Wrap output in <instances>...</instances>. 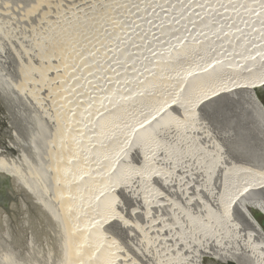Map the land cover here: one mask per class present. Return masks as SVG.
I'll return each mask as SVG.
<instances>
[{
	"label": "rangeland",
	"instance_id": "374dc122",
	"mask_svg": "<svg viewBox=\"0 0 264 264\" xmlns=\"http://www.w3.org/2000/svg\"><path fill=\"white\" fill-rule=\"evenodd\" d=\"M186 1L0 0V152L8 150L9 146H13L10 148L11 153H8V159L14 160L20 168H24L27 163L31 164L33 166L32 169L38 173V178L36 179L38 183L49 189L52 186L50 177H48L49 171L45 166H41V162H43V159L45 162L49 160L48 155L44 154L48 149L51 150L52 148L51 143L47 144L46 141L50 132L53 131V127L44 120L33 121L34 111H28L27 104L29 101L27 98L19 95L17 97L10 91V88H13L18 82H25L26 88L35 93L41 101H44L45 96L52 89H56L59 95L60 93L62 94L63 78H65L67 72L78 68L76 83L87 93V98L84 100L85 106L82 111L75 112L74 110V112L78 115V119L79 116L80 118L84 117V124L89 123V116H94L95 114L94 110L89 106L92 104L93 97L100 96V100H102V105L100 106L105 105L106 107L112 103L109 104L106 99L104 100L105 97H103L106 94V84L111 83L112 95H116L118 90L126 92L128 84H131L130 87H134L136 85L135 81H141L139 78L140 73L146 70V66L151 61L148 52L159 44H163V47H170V50H172L173 45L175 44L174 46H176L178 44L176 42L178 41V36H175L176 39L173 36L176 32L183 33L184 39H182V43L184 40H188L189 36L195 44H198L201 40H209V43L220 41V32L217 33V36V34L211 33L208 29L202 31V27H197L190 23L193 18L196 21L205 19L212 21L216 18L215 10L208 9L209 7L204 6L206 5L204 3H210L213 6L216 3L220 5L225 4L230 0H203L206 2L201 0L200 5L190 8L192 12L187 10L188 12L185 11L186 13L182 14H187V18H184L185 15H180L179 10L181 7H187V3L190 5V2L193 0ZM239 2L240 0H236L233 3L240 5ZM241 2L243 3L244 1L241 0ZM236 5H234L233 9L237 7ZM222 15L217 16V19L219 18L217 21H220V23L221 20L226 19ZM92 21L93 25L91 24ZM217 21L216 23H219ZM222 23L224 25L225 21ZM157 24L160 25L158 26ZM166 24L169 25L170 31L175 32L173 34L166 32L160 35L162 26ZM109 28L113 31L109 30ZM260 28L263 29L264 24H261ZM102 32H105V35ZM252 37L255 40L258 36L256 37V35L252 34ZM128 38L133 39L136 44L133 43L134 46L130 47L126 43ZM106 43H109V47L112 44V47L106 48L102 54L94 52L99 45ZM177 47L174 48L177 49ZM164 49L166 50L165 47ZM222 49L219 52L221 54L226 50ZM81 50L86 54L83 57H79L78 54ZM122 50H127L126 52L130 55V58L128 57L130 65L126 66L128 73L118 68L119 64L117 63L119 61L117 55ZM193 54L187 60H184V62L180 61L181 64L185 63L183 71L194 67L199 60L204 58V55L202 56L197 52ZM208 54L210 57L216 56L213 53ZM77 57L78 59H76ZM49 61L53 66L52 71L47 69V67H51V65L47 66V62ZM86 63L87 66L89 64L90 67H93L91 69L90 67L88 68L85 66ZM94 68H99L100 72L96 74V71L93 70ZM88 69L90 71H87ZM172 70L174 71V69L170 68L166 73L162 71V76L165 78L163 77V80L155 82L157 86L153 87V95H156L154 97V104L158 102L156 103L157 106L167 101L169 102L176 97L174 96V92H172V87H174V80H171L174 73L171 72ZM131 77L135 78V80L132 81ZM130 81L133 83H130ZM148 92L151 91L149 90ZM238 93H231L230 98L233 97L234 100H228V97L223 95L195 108L194 115L185 122L182 130L176 134L172 131L163 133L165 135L167 133V136L161 135L159 138L160 140L162 138L161 143L152 144L148 141L149 143L146 144V155L148 156L152 172L145 174L144 178H140V174L138 173L139 162L135 159L136 156L134 157L133 148L129 149L128 141L131 128L135 125L134 123L138 119H142L140 118L141 115H145L144 106L142 108L138 107L137 111L141 109V113H137L138 115L129 112L121 116L118 115L115 118L114 124L118 129L114 131L110 130L108 135L110 136L111 134V136L115 137L120 135L122 139V145L119 147L121 148L120 153L126 151L127 164L130 165L133 173L126 180L129 191H126L125 194L118 189L114 191L116 187L112 188L114 194L113 204L116 212L126 222L123 230L117 229L118 227H115V225L104 228L105 233L108 235V240L104 242H106V246L114 250H111L114 252L112 255L114 264H155V261H160L163 264H200L197 258L199 257V249L196 248L198 245L196 246L194 242L192 243L185 234L184 236L187 239L184 236V238L178 237L177 223L179 222L178 224L182 225V230L186 232L190 226L182 218V210L185 212L191 211L192 215L197 216V214L201 213V204H209L208 206H211L212 209L214 208L213 210H215V207H218L217 198L224 192L222 184L224 173L227 165L230 164V158L232 159L233 157V154H229L227 146V134L230 131H233V134L236 136L237 143H240V139L244 144H242L243 151L240 150L242 153H240L241 157L245 158L248 156L246 157L248 159L251 156L259 159V167L252 168L258 172V175L256 177L251 176L250 179L264 180V143H262L263 145L259 144V149L253 148L258 141H255L256 139L252 141L251 139L253 136L250 128L251 121L249 120L252 115L253 118L255 115L256 119L257 110L250 105L249 101H244ZM254 96L256 97L255 92ZM60 99L58 95L55 96V108L48 106L44 102V109H47L45 111H49L47 112L49 114L52 113V109H55L57 113H63L64 110L61 109H64L68 105L66 102L68 98L66 97L64 100ZM100 106H98L99 108L96 107L95 111L100 110ZM157 106L148 110V112H153ZM84 108L88 111L86 112ZM174 113L176 115V112ZM85 119L88 120L86 121ZM120 129H122V132ZM102 132L104 131H100L96 135L101 140H103L102 138L106 134V132ZM173 133L174 135H172ZM236 134H239L238 141ZM261 134L263 136L261 135L260 138L264 137V133L262 132ZM96 136L95 138L97 139L98 137ZM33 137L36 141H34ZM45 138L46 141L44 142ZM15 140L18 141L17 143L22 150L16 148ZM35 145L37 150L41 151L39 154L41 156L36 155ZM169 145L180 146L182 150L177 151L171 160H166L167 158H164V151ZM184 146L185 148H183ZM189 147H194L198 151L197 157L192 158L189 155ZM204 152H207V154L212 153L216 167L221 168L218 172L216 170L217 174L214 172L210 178L206 177L203 169H201L205 162L201 153ZM153 171L157 172V176L153 177ZM164 171L168 172V176L164 181H161L157 177L159 173L163 174ZM5 187V182L0 184V195H2V191L5 192ZM140 189L145 191L144 194H146L144 196L146 197L147 195V197L143 198V201L146 200L147 203L144 202L142 204V192L140 193ZM16 195V202L10 201L9 204L10 206L11 204L14 205L12 211L0 210V222L3 220L2 223L4 227L6 226L4 228L5 233L10 237V248L9 251L7 250V254L20 264H56L61 261L62 257L54 254V250H48L46 247H43V224L38 221L39 225L33 219V213L31 218H28L29 216L26 211H20L19 214L17 205L21 204V208H24L25 202L22 203V196L20 194ZM179 206L183 209H179L181 208ZM144 207L146 210L142 209ZM23 216L26 217L23 218ZM31 222L33 224H30ZM26 226L28 227L26 228ZM35 230H41L38 232V236L40 239L42 238L39 242V250H37L39 252H36V256H38L32 263L21 262L19 259L20 254L18 253H23V255L27 253L24 242ZM199 237L201 244H204V242L210 243V239H206L204 236ZM56 243L58 246L59 237H57ZM220 262H225V260H221Z\"/></svg>",
	"mask_w": 264,
	"mask_h": 264
},
{
	"label": "bare ground",
	"instance_id": "6f19581e",
	"mask_svg": "<svg viewBox=\"0 0 264 264\" xmlns=\"http://www.w3.org/2000/svg\"><path fill=\"white\" fill-rule=\"evenodd\" d=\"M230 1L221 5L216 3L213 6L210 3H204L206 4L204 6L216 12V18L212 21L191 19L190 24L202 27V31L208 29L213 34L220 32L219 42L209 43V40H201V42L195 44L189 36V39L184 40L182 43L181 41L184 39L183 33L176 32L174 35L175 31H170L168 24L162 26L160 35L168 32L172 33L175 39L178 36V41H176L178 43L176 45L178 46L177 49L174 48L176 47L174 46L175 44L172 50H170V47L164 46L165 50L163 44L157 45L152 50L150 49L151 51L148 52V55L151 61L149 65L147 64L146 70L140 73L141 75L139 74L141 81H135L136 85L134 87H130L131 84H128L126 92L118 90L116 95H112L111 83L106 84V94L103 97L109 104L112 103L106 107L105 105L101 107L102 100H100V96H92L93 101L89 106L94 110L95 114L94 116H89V123L84 124V117L80 118L79 116L78 119V115L75 113L79 110L82 111L85 106L84 100L87 98V93L76 83L78 68L74 69L75 72L74 70L67 72V75L63 78L62 94L58 91L59 95L56 89H52L45 96L44 101H41L35 93L26 88L25 82H18L13 88H10V91L17 97L19 95L27 98L29 101L27 104L28 111H34L33 121L44 120L53 127V131L48 135L47 141L46 138L44 140L47 144L51 143L50 145L52 146L51 150L48 149L45 154L43 152L44 155H48L49 160L45 162L44 159L40 158L43 161L41 166L48 168V177H50L52 186L48 189L38 183V180H36L38 173L32 169L33 166L31 164L27 163L24 168H20L14 160L8 159V153H11L10 148L13 146H9L8 150L0 152V176L7 178L10 182L7 187L10 197L17 200L16 194H20L22 203L25 202L24 208L26 207L30 212L21 208L20 204L17 205L19 214L20 211H26L28 218H31L33 213V219L37 223L39 221L43 224L42 236H44V241L42 242L45 245L43 247L48 250H54V254L62 257L61 261L58 260L59 262L56 264H114L112 261L114 253L112 251L114 250L106 246V242H104L108 240V235L105 233L104 228L115 225V227H118L117 229L123 230L126 222L116 212L113 204L114 194L112 188L116 187L115 189L113 188L114 191L118 189L125 194L126 191H129L126 180L133 173L130 165L127 164L126 151L120 153L121 148L119 147L122 145L120 135H117V137L111 136V134L110 136L108 135L110 130L118 129L114 124L118 115L121 116L129 112L138 115L141 110L137 111L138 107L142 108L144 106L145 115H141L140 118L142 119H138L139 121L137 120L134 123L135 125L132 124L134 127L131 128L128 139L129 149L133 148L134 157L136 156L135 159L139 162L138 173L140 178H144L145 174L152 172L148 156L146 155V144L149 143L148 141L152 144H157L158 142L161 143L162 138L161 140L159 138L163 133L172 131L176 134L182 130L185 122L194 115L195 108L223 95L227 96L228 100H234L233 97L230 98L231 93L239 92L238 94L242 96L244 101H249L250 105L256 108V119L255 115L253 118L250 113L252 115L251 119L248 117L251 121L250 128L253 136L251 139L252 141L255 139V141H258L255 147L251 146L259 149V144L263 145L264 137L260 138V136L262 132L264 133V107L261 106L258 99L254 96L255 91L253 88L264 84V28H260V25L264 24V0H243V3L240 0V5L233 3L236 0ZM200 4L201 0H193L190 5L187 3V7L180 8V15L186 13L185 11L187 10L191 11L190 8ZM234 5L237 7L233 9ZM222 10H224L223 13ZM218 15L226 18L223 21L221 20V23L225 21L224 25L217 21L219 20V18L217 19ZM235 15L236 17L234 18ZM216 21L219 23H216ZM91 24L93 25V21ZM107 32L109 31L107 30ZM247 32L249 33L247 34ZM102 34L105 35V32H102ZM252 34L258 37L253 40ZM250 35L251 37H249ZM132 40L130 38L126 40L130 47L135 43ZM108 47L109 43L101 44L94 52L102 54L106 48H111L112 44ZM222 48L226 49L223 54L219 53L220 50H223ZM82 51L78 52L79 57L86 55ZM126 51L122 50L118 53L119 63L117 64H119V70L122 69L123 72L128 73L126 66L130 65L128 60L130 55ZM194 52L204 55V58L199 60L195 66L193 65L194 67L183 71L185 63L181 64L180 61L184 62ZM205 53H213L216 56L210 57L209 54ZM88 63L90 62L88 61ZM48 65H51L50 61L47 62ZM85 66H87V63ZM52 67L51 65L47 69L52 71ZM87 67L89 68L90 65L88 64ZM170 68L174 69V71H171L174 72L171 80H174L172 92H174L176 97L157 106L156 103L158 102L154 104L156 95H153V87L157 86V81L163 80L164 76H162L161 72L163 71L164 73L165 71L166 73ZM93 70L96 71V74L100 72L99 68H94ZM87 71L90 70L88 69ZM133 77H131L132 81L135 80ZM132 81L130 83H133ZM149 90L151 92H148ZM57 95L59 99L62 98L63 100L67 97L66 102L68 105L61 109L64 110L63 113L59 114L55 109H52V111L49 109L52 113L48 114L47 112L49 111H45L47 109H44V105L46 103L48 106L55 108L54 99ZM98 106L101 109L95 111ZM155 106L157 107L153 112H148ZM247 108H245L246 111H248ZM84 109L86 111V108ZM174 112H176V115ZM120 130L122 132V129ZM100 131L106 132L102 138L103 140L96 136ZM119 134L121 133L119 132ZM227 135V146L229 154H233V160L230 158V164L227 165L224 173L222 180L224 192L222 191L223 193L221 192L222 194L217 198L218 207L213 210L214 208L209 207L208 203V205L201 204V213L199 212L200 214H197V216L192 215L191 211L185 212L182 210V218L190 227L185 232L181 228L182 225L180 226L178 222V237L184 238V234L187 235V238L192 243L194 242L196 246L198 245L196 248L199 249V253L209 254L218 261L229 259L234 264H264V231L246 208H254L264 216V180L250 179L251 176L256 177L258 175V172L252 168L259 167L260 162L257 157L250 156L247 159L246 157L248 156H244L245 158L240 156L242 154L240 150L243 151V143L238 138L239 134L236 135L237 141L239 139L240 143L236 142V136L233 131H230ZM165 136H167V133ZM33 139L36 141L34 137ZM17 142V140L14 141L16 148L21 149ZM35 150L36 155L41 156L39 155L41 151L37 150L36 145ZM179 150H182L180 146L169 145L165 148L164 158L171 160L173 155ZM188 152L192 158L198 155V151L194 147H189ZM201 154L205 161L201 169H203L204 175L210 178L216 170L218 172L221 168L216 167L212 153L207 154V152H204ZM167 174L168 172L164 171L163 174L159 173L157 178L164 181L168 176ZM152 175L153 177L157 176V172L153 171ZM157 180L159 181V179ZM141 192V201H143V198H146L147 195L146 197L144 196L146 193L144 194L145 191L143 189H140ZM144 202L146 200L142 204ZM13 207L14 205L11 204L6 211H12ZM142 209L146 210L145 207ZM0 210L4 211L1 207ZM144 210L143 212L145 213ZM193 214L195 213L193 212ZM26 216H23V218ZM2 222L3 220L0 222V264H20L7 254V250L9 251L10 248V237L5 233L4 228L6 226L4 227ZM30 224L33 223L31 222ZM37 230L31 233L24 242L27 253L24 255L23 253H18L20 254L19 259L21 262L32 263L38 256H36V252H39L37 250H39V242L42 240V238H39L38 232L42 229ZM199 236L210 239V243L204 242V244H201ZM57 237H59L58 246L56 245ZM55 248H57L56 251ZM155 262V264H163L160 261Z\"/></svg>",
	"mask_w": 264,
	"mask_h": 264
},
{
	"label": "water",
	"instance_id": "95a60500",
	"mask_svg": "<svg viewBox=\"0 0 264 264\" xmlns=\"http://www.w3.org/2000/svg\"><path fill=\"white\" fill-rule=\"evenodd\" d=\"M253 90L255 91V94H256V97L258 98L259 100V97L262 98V100L264 101V84H260L258 86H256L255 88H253ZM260 101V100H259ZM261 102V101H260ZM261 106L264 107V103H261ZM6 184V187L4 188L5 192L2 191V195H0V207L3 209V210H7V208L10 207V201L12 202H16V200L12 197H10V194H9V189H7L8 187V184L10 183L9 180L7 178H4L2 176H0V184L1 183H4ZM248 209V211L251 213V212H257L259 213L263 218L264 216L259 212L257 211L256 209L254 208H249V207H246ZM251 216L252 213H251ZM254 218V217H253ZM255 219V218H254ZM256 220V219H255ZM257 221V220H256ZM258 222V221H257ZM258 224L260 225V227L262 228V230L264 231V220ZM199 254V257L198 260L200 262V264H234L231 260L229 259H225V262H220V261H217L216 259H214L212 256H210L209 254H205V253H198Z\"/></svg>",
	"mask_w": 264,
	"mask_h": 264
},
{
	"label": "trees",
	"instance_id": "16d2710c",
	"mask_svg": "<svg viewBox=\"0 0 264 264\" xmlns=\"http://www.w3.org/2000/svg\"><path fill=\"white\" fill-rule=\"evenodd\" d=\"M259 100L261 101V103H264V101L262 100L261 97H259ZM251 213H252L253 217H254L259 223H261V222L264 220V218H263L259 213H257V212H251Z\"/></svg>",
	"mask_w": 264,
	"mask_h": 264
}]
</instances>
